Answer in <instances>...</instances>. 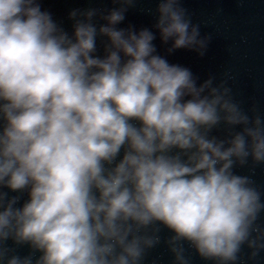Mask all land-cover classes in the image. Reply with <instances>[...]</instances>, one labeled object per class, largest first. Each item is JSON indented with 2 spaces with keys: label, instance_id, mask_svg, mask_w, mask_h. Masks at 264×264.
<instances>
[{
  "label": "clouds",
  "instance_id": "clouds-1",
  "mask_svg": "<svg viewBox=\"0 0 264 264\" xmlns=\"http://www.w3.org/2000/svg\"><path fill=\"white\" fill-rule=\"evenodd\" d=\"M138 2L72 9L69 34L40 0H0V264H143L161 243L174 264H190L185 244L215 264L264 252L262 192L235 171L264 166V117L227 79L169 63L153 30L119 27ZM155 2L168 53L203 57L212 37L182 0Z\"/></svg>",
  "mask_w": 264,
  "mask_h": 264
}]
</instances>
